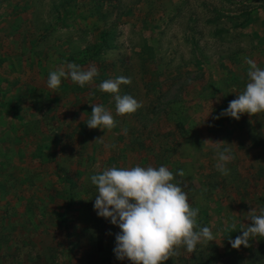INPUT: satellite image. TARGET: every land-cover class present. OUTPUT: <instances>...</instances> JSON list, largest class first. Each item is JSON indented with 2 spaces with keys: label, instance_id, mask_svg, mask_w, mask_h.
Segmentation results:
<instances>
[{
  "label": "rangeland",
  "instance_id": "374dc122",
  "mask_svg": "<svg viewBox=\"0 0 264 264\" xmlns=\"http://www.w3.org/2000/svg\"><path fill=\"white\" fill-rule=\"evenodd\" d=\"M245 58L264 69V0H0V264H132L115 256L121 230L94 210L90 178L137 165L173 171L216 237L207 256L244 258L228 237L264 208V112L214 117L244 90ZM67 62L98 75L50 89ZM120 76L132 81L120 95L142 104L134 113L118 115L115 94L99 89ZM92 104L112 129L87 126ZM208 139L231 149L228 176ZM177 252L176 262L192 254Z\"/></svg>",
  "mask_w": 264,
  "mask_h": 264
},
{
  "label": "clouds",
  "instance_id": "9594fccd",
  "mask_svg": "<svg viewBox=\"0 0 264 264\" xmlns=\"http://www.w3.org/2000/svg\"><path fill=\"white\" fill-rule=\"evenodd\" d=\"M245 59L249 67L244 90L237 93V98L231 100L228 107L214 119L228 116L239 120L245 113L254 116L264 112V69L258 67L253 59ZM97 75L98 69L94 65L82 70L75 62H67L64 67L49 72L47 86L58 89L61 78H70L73 83L84 87ZM131 83L130 77L120 76L99 84L101 91L115 94L118 115L131 114L142 107L132 95H120V86ZM84 117L85 113L81 120ZM85 123L91 129L106 130L115 126L113 115L102 104H92L91 115ZM210 142L217 154V170L228 176L231 149L221 150L222 141L211 139L204 140L203 146ZM177 173L180 177L185 175L182 169L177 170ZM90 179L97 188L94 210L98 216L110 220L121 230L115 234L113 249L119 260L127 259L132 264H162L178 255L177 249L180 247L194 253L198 244L216 241L208 226L201 227L197 223L200 209L192 207L188 193L181 187V182L175 181L173 171L167 166H112L100 174L92 175ZM246 219L249 221L247 226L239 229L242 234L235 239L228 237L234 249L242 245L250 247L252 239L264 238V208L259 213L252 208L247 212ZM229 227L231 232L238 230L235 223Z\"/></svg>",
  "mask_w": 264,
  "mask_h": 264
},
{
  "label": "trees",
  "instance_id": "16d2710c",
  "mask_svg": "<svg viewBox=\"0 0 264 264\" xmlns=\"http://www.w3.org/2000/svg\"><path fill=\"white\" fill-rule=\"evenodd\" d=\"M180 117V114L179 116ZM179 127V126H177ZM181 129V131H184V128L183 127H179ZM72 199H73V196H72V193L71 191L69 192V197H68V200H67V210H69L70 206L72 205L71 202H72ZM193 207V206H192ZM205 218L202 219L200 217V214L198 213V217H197V223L203 227V226H207L205 224ZM99 240V245L101 247H103L104 245V240H103V236L102 234L100 235V239L98 238ZM209 243L207 244H198L197 245V249L194 253H192L188 258H181L179 262H176V258L175 260L173 258H169L167 261L165 262H162V264H259V260L260 258L257 257L258 255V252L261 251L259 250L258 248L260 247H264V241H262L259 245L258 248H255V246H253L251 244L250 247H248V254L242 258L241 260L239 261H236V262H233V263H228L227 260H223V258H218L216 255H217V252L216 251H213L214 252V257L211 256L212 254H210V256H207V253L209 252ZM215 246V245H213ZM178 257V256H177ZM180 258V257H179ZM107 263H110L109 261Z\"/></svg>",
  "mask_w": 264,
  "mask_h": 264
},
{
  "label": "crops",
  "instance_id": "0c3cea01",
  "mask_svg": "<svg viewBox=\"0 0 264 264\" xmlns=\"http://www.w3.org/2000/svg\"><path fill=\"white\" fill-rule=\"evenodd\" d=\"M54 58H55V62H56V61H58V60H59V61H61V60H60V59H58L56 56H54ZM49 59H52V58H51V57H49ZM42 60L45 62V60H44L43 58H42ZM47 60H48V58H47ZM39 61H41V60H39ZM47 91H49V90H47Z\"/></svg>",
  "mask_w": 264,
  "mask_h": 264
}]
</instances>
